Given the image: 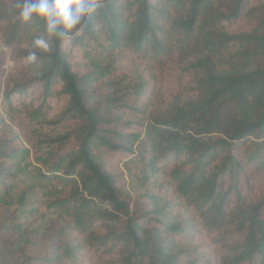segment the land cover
Segmentation results:
<instances>
[{
    "label": "trees",
    "instance_id": "trees-1",
    "mask_svg": "<svg viewBox=\"0 0 264 264\" xmlns=\"http://www.w3.org/2000/svg\"><path fill=\"white\" fill-rule=\"evenodd\" d=\"M11 17L0 5L10 29L0 36L12 47L25 41L19 54L35 51L38 69L6 86L0 100L7 113L59 129L38 137L43 158L33 162L42 183L65 192L48 208L69 238L59 234L54 253L16 263L5 233L17 231L20 246L39 227L2 225L0 264H70L82 255L101 264H264V0H99L71 35L51 38L47 52L32 46L42 21L15 29ZM123 54L148 75L186 65L177 81L190 73L192 87L144 126L157 93L150 75L140 85L109 81L100 94L103 59ZM104 155L117 164L137 159L157 176L141 196L152 216L135 215ZM29 159L27 149L0 145V200L27 174ZM27 193L16 200L19 214L32 212L24 210Z\"/></svg>",
    "mask_w": 264,
    "mask_h": 264
},
{
    "label": "rangeland",
    "instance_id": "rangeland-1",
    "mask_svg": "<svg viewBox=\"0 0 264 264\" xmlns=\"http://www.w3.org/2000/svg\"><path fill=\"white\" fill-rule=\"evenodd\" d=\"M16 0H0V5L4 6L6 9H10V13L13 17L12 26L15 29H22L25 27L24 22H21L18 17V10L15 9ZM10 31L7 23H0V34L3 36ZM22 34V33H21ZM1 37V36H0ZM2 38V37H1ZM25 41H16L13 44L12 52L8 58L11 63V68L7 72L1 69L0 61V92L5 89L6 86L10 85L12 82H22L26 79L32 78L34 72L38 69V66L33 64V62H28L20 56L19 50L24 49L23 46ZM27 42V41H26ZM28 43V42H27ZM223 62V61H222ZM224 63V62H223ZM103 65L109 66L105 77H102L99 83L100 94L107 95L109 81H118L123 77H126L123 84L127 86L129 83L143 84L142 80L145 79L144 76L148 75V72L144 70V65L139 59H134L130 55L123 54L121 56L113 57L112 59H103ZM221 64H217L218 68H221ZM186 65H168L164 70L157 71L154 68H150V79L155 84V89L157 91L155 97L150 102L148 115L146 116L143 124L144 126L149 124V120L152 116H157L161 113L165 107V101L171 98L181 99L186 94V85L191 84L190 73L185 74L177 81V76L179 75L178 68L185 67ZM148 75V76H149ZM146 80V79H145ZM151 81V82H152ZM140 86L136 88L139 90ZM121 88L111 89L110 92H115V96L118 95V91ZM2 95V94H1ZM188 95V94H187ZM52 105L56 104V101L49 102ZM125 119L134 121L136 117L130 116V114H125ZM44 119L35 120L27 119L22 114H11L3 110L2 102L0 100V145L3 148H8L11 144L18 145L21 148L27 149L29 151L30 159L26 160L27 163L25 175H19L17 177V182L13 185L11 193L0 200V228L3 230L2 225L8 226V230L5 229L4 232H9L13 228L26 227L27 224L34 225L32 231L35 227H39L35 230L34 236H26L25 239L27 243H23L18 246L19 242H14V236L18 235V232H13L11 234L5 233L6 241L4 247H6L8 255L12 256L11 262H22V260H34L41 259L45 256L51 255L55 252L58 245H62L64 240L59 238L57 235L65 234V230L62 225L54 221V214L52 210L48 208V205L53 199L63 196L65 192L59 187H55L52 184L42 183L39 179V166L33 162L35 158H43L42 147L39 146V136L40 135H52L53 133H59V129H49L42 126ZM120 125L116 126L111 124L110 127L118 128ZM140 130V129H139ZM107 159L106 165L111 167V169L119 175L121 183L127 190V198L130 202V207L135 212L137 216H143L148 218V212L151 211V204L149 201L142 199V195L146 191H151L153 186L159 181L157 176L153 172H148V167L145 163L140 162L135 159L134 161L128 163L117 164L109 156L104 155ZM162 164V163H161ZM149 176V180L145 179ZM33 177V179L31 178ZM26 180L23 183L21 180ZM29 187H32L28 189ZM123 187V188H124ZM28 191L26 197V202L29 203L27 208L24 210L31 209L32 212L26 214H19V206L16 203L19 195ZM59 227V228H57ZM38 231V233H36ZM20 233V231H19ZM69 238L68 234H65ZM77 237V234H75ZM70 238H73L70 237ZM98 259L90 255L76 256L70 264H101ZM31 264H37L36 261H32Z\"/></svg>",
    "mask_w": 264,
    "mask_h": 264
},
{
    "label": "clouds",
    "instance_id": "clouds-1",
    "mask_svg": "<svg viewBox=\"0 0 264 264\" xmlns=\"http://www.w3.org/2000/svg\"><path fill=\"white\" fill-rule=\"evenodd\" d=\"M98 3L99 0H16L15 9L21 22L27 23L33 18L43 22L44 34L36 37L32 46L47 52L51 49V38L71 35L96 11ZM26 59L35 62L37 53L29 52Z\"/></svg>",
    "mask_w": 264,
    "mask_h": 264
},
{
    "label": "built area",
    "instance_id": "built-area-1",
    "mask_svg": "<svg viewBox=\"0 0 264 264\" xmlns=\"http://www.w3.org/2000/svg\"><path fill=\"white\" fill-rule=\"evenodd\" d=\"M12 52V46L7 45L3 38L0 37V61H1V69L5 72L11 68V63L8 61V58Z\"/></svg>",
    "mask_w": 264,
    "mask_h": 264
}]
</instances>
